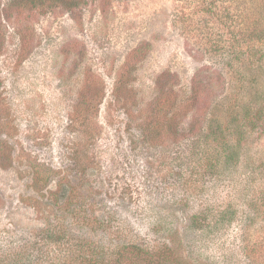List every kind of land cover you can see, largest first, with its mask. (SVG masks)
Returning a JSON list of instances; mask_svg holds the SVG:
<instances>
[{"label": "rangeland", "instance_id": "rangeland-1", "mask_svg": "<svg viewBox=\"0 0 264 264\" xmlns=\"http://www.w3.org/2000/svg\"><path fill=\"white\" fill-rule=\"evenodd\" d=\"M28 1L0 0V264H264V0Z\"/></svg>", "mask_w": 264, "mask_h": 264}, {"label": "trees", "instance_id": "trees-1", "mask_svg": "<svg viewBox=\"0 0 264 264\" xmlns=\"http://www.w3.org/2000/svg\"><path fill=\"white\" fill-rule=\"evenodd\" d=\"M62 1V0H61ZM29 3L32 4V6H42V7H54L55 5L59 4V0H30L28 1ZM231 109H234V107L231 105ZM251 113V112H250ZM250 113H248V116L250 115ZM152 120L154 119L151 118ZM168 119H170V117L168 116ZM168 119L165 116V120L164 123H155V121H152L151 124H147L145 127V132L143 134H141V136L143 135L144 140L150 138V140L153 138V132L155 130H160L161 132L165 133V131H168L169 129V124H168ZM150 121V120H149ZM247 126V123H241L238 125H235L234 128H226V130L229 132L231 131L233 136H236V142L229 144V142L226 140V135L223 132H220L219 135L220 137L218 138L219 141L225 145V147H223L221 149V151L223 152L222 156V161L226 162L229 160H233L235 157H237L240 154V149H241V144H242V137L244 135H247L246 131H245V127ZM217 139V138H216ZM215 139V140H216ZM221 148V147H220ZM245 153V152H244Z\"/></svg>", "mask_w": 264, "mask_h": 264}]
</instances>
